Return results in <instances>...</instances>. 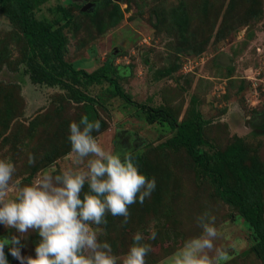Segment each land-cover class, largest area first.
I'll use <instances>...</instances> for the list:
<instances>
[{
    "label": "rangeland",
    "instance_id": "obj_1",
    "mask_svg": "<svg viewBox=\"0 0 264 264\" xmlns=\"http://www.w3.org/2000/svg\"><path fill=\"white\" fill-rule=\"evenodd\" d=\"M23 1L34 20L60 33L62 62L98 80L68 73L57 83H33L28 64L39 62V49L33 55L26 45L14 0H0V159L15 165L14 181L30 185L44 170L71 167L69 125L87 115L100 121L93 135L102 147L131 149L140 173L156 180L151 197L129 207L127 224L106 215L99 239L113 254L123 257L139 231L151 245L147 264H171L184 242L200 235L196 217L208 212L221 232L214 243L229 255L222 264H263L252 229L170 138L181 121L194 119L203 156L238 145L243 166L262 179L264 231V0ZM41 49L54 62L52 49ZM138 105L164 111L175 126L160 118L148 123ZM1 237H16L21 256L35 258L37 232L1 225ZM12 246L4 249L7 264H20Z\"/></svg>",
    "mask_w": 264,
    "mask_h": 264
},
{
    "label": "clouds",
    "instance_id": "obj_2",
    "mask_svg": "<svg viewBox=\"0 0 264 264\" xmlns=\"http://www.w3.org/2000/svg\"><path fill=\"white\" fill-rule=\"evenodd\" d=\"M99 120L83 116L70 122V151L66 158L72 166L56 174L44 170L30 185L14 181L15 165L0 159V225L25 234L38 233L35 258L23 257L16 237L0 239V264H7L6 245L20 264H147L151 245L143 243L139 231L123 257L113 254L111 245L101 241L106 215L130 218L129 207L141 205L156 189L155 178L141 174L137 155L131 149L108 151L93 135L100 131ZM35 157L29 155L32 165ZM87 185V191L85 186ZM14 193V195H11ZM200 235L187 239L169 258L171 264H222L228 252L215 245L221 232L208 212L196 217ZM153 232L150 239H155Z\"/></svg>",
    "mask_w": 264,
    "mask_h": 264
},
{
    "label": "trees",
    "instance_id": "obj_3",
    "mask_svg": "<svg viewBox=\"0 0 264 264\" xmlns=\"http://www.w3.org/2000/svg\"><path fill=\"white\" fill-rule=\"evenodd\" d=\"M14 3L12 15L17 19L26 45L33 55L36 52L34 48L39 49V62L33 61V63L28 64L29 77L33 83H57L63 75L68 73L71 75L80 74L89 82L98 80L95 75H88L83 71H74L63 63L60 56L63 40L60 33L56 30H50L49 25L34 20L30 14V5L27 2L14 0ZM43 47L52 49L54 62L43 55L41 51ZM57 69L61 70L56 72ZM109 83L112 84L114 91L121 100L130 103L115 81H109ZM136 107L146 113L148 123L160 118L159 120L166 122L171 128L175 126V120L162 110L146 108L143 105ZM194 121L196 120L181 121L174 129V135L170 138V142L177 147L184 148L197 171L201 172L202 176H206L209 183L215 188L221 201L234 208L238 216L252 229L255 237L259 240L258 245L263 248L264 256L260 192L262 179L259 173L243 166V153L236 144L211 156L205 157L200 154L197 149L205 143L201 138L200 129Z\"/></svg>",
    "mask_w": 264,
    "mask_h": 264
},
{
    "label": "water",
    "instance_id": "obj_4",
    "mask_svg": "<svg viewBox=\"0 0 264 264\" xmlns=\"http://www.w3.org/2000/svg\"><path fill=\"white\" fill-rule=\"evenodd\" d=\"M0 227H1V225H0ZM0 239H4V238L1 237ZM6 246H8V245H6ZM6 246H5V248H6Z\"/></svg>",
    "mask_w": 264,
    "mask_h": 264
}]
</instances>
